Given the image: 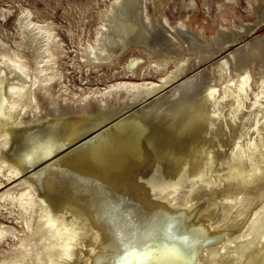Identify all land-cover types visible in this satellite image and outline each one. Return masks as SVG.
<instances>
[{
    "label": "bare ground",
    "instance_id": "bare-ground-1",
    "mask_svg": "<svg viewBox=\"0 0 264 264\" xmlns=\"http://www.w3.org/2000/svg\"><path fill=\"white\" fill-rule=\"evenodd\" d=\"M170 1L112 0L87 48L158 81L53 93L48 25L0 53V264H264V0Z\"/></svg>",
    "mask_w": 264,
    "mask_h": 264
},
{
    "label": "rangeland",
    "instance_id": "rangeland-1",
    "mask_svg": "<svg viewBox=\"0 0 264 264\" xmlns=\"http://www.w3.org/2000/svg\"><path fill=\"white\" fill-rule=\"evenodd\" d=\"M111 1L0 0V38L5 42V46H0V53L16 52L22 60L32 64L36 60L38 51L35 50L33 43L24 39V36H27L28 29L34 28L33 24L48 25L51 27L52 35L49 42L57 43L56 54L51 62L53 68L48 70V73L55 75L49 80L50 90L53 93L64 92L67 88L68 97L77 100L84 98L90 90L109 88L111 84L120 81L160 80L161 72L149 65L152 54H149L140 44L129 43L125 45L126 48L123 45L116 46L115 54L113 53L106 60H97L88 53V46L97 44L99 28L103 21L102 13L110 7ZM180 1L171 0L170 7L167 6L165 9L171 21L176 19L173 11H175L174 7L180 5ZM241 1V4L234 5L238 22H241L240 18L250 19L251 17L245 6L246 0ZM147 3L150 7L149 0ZM228 13L229 18L233 20L231 6L228 7ZM20 18L29 24L25 27L27 29L20 27ZM263 31L264 23L257 29V32ZM134 55L142 56L143 62L132 72L129 71L128 60ZM40 78L46 79L45 76ZM96 96L92 98L93 101ZM50 101L52 100L48 94H43L40 103L42 106L49 107Z\"/></svg>",
    "mask_w": 264,
    "mask_h": 264
}]
</instances>
